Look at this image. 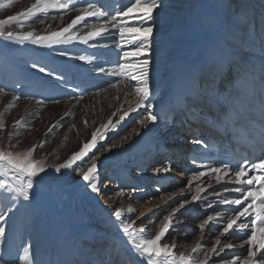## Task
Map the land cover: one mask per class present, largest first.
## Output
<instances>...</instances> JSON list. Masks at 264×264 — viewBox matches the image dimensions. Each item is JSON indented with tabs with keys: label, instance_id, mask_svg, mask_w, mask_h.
<instances>
[{
	"label": "snow or ice",
	"instance_id": "snow-or-ice-1",
	"mask_svg": "<svg viewBox=\"0 0 264 264\" xmlns=\"http://www.w3.org/2000/svg\"><path fill=\"white\" fill-rule=\"evenodd\" d=\"M76 0H36V3L26 11L16 15H10L7 19L0 20V37L5 41H16L23 45L31 43L32 45L52 49L61 56H70L66 51L59 50L58 46L72 43L90 45V42L100 43L99 38L105 34H111L110 29H114L118 34V43L116 47L121 49L119 61L112 72V75L120 79L113 82L110 86L117 88L118 84L129 87L130 81H135L130 85L134 91H126L125 99L128 102V109L122 110L119 119L115 122L109 118L107 123L92 131L90 139L84 141L78 150L71 153L65 160L55 164H49L47 158H40L35 155L37 148H42L44 143L32 145L27 151L17 152L16 146L10 145L7 150H0V196L11 202V207L7 211H0V264H9L7 253L3 252L6 241V221L11 211L15 208V202L23 201L31 203L35 198V189L37 183L52 173L50 179L59 182L64 180L69 174L79 177L80 188L86 195L97 199L105 207L109 201L117 196L123 198L128 194L131 200L134 194L142 189L129 186L124 187L116 184V191L112 193V181L101 176L99 160L102 152H110L118 146L122 147L123 142L129 141L132 136L141 135L137 128H132L128 134L118 137L120 145L116 143L103 144L104 140L109 139L108 132L118 131V125L134 112H140V118L136 121L140 128L152 130V127H159L166 123L167 113L162 106H158L153 100V89L151 86V73L153 65L162 63L163 70H167L168 63L174 56L178 45L191 38L198 31H209L215 34V40L204 53V63L211 69L208 77H196L192 73L186 74L177 84L174 91V99L169 104V110H175L180 107L188 114L185 123L190 118L198 119L205 110L211 111L215 106L223 102V98L217 87V77L223 78L228 75L232 78L231 88L228 95L232 103L233 111L238 117L245 111L243 104H238L241 98H249L256 93V78L245 70L244 61L238 55V51L244 48L254 50L257 47L255 38L256 21L242 6L237 10L234 0H130V4L120 10H114L111 13L104 7L98 5L96 0H85L84 6L74 7ZM12 6V0H0V9H8ZM68 12H76L75 18L65 27L59 30L45 34H35L33 31L14 32L12 30H3L4 25L10 22L15 23L17 27L23 28L26 23L32 22L39 17V22L43 23L44 18L63 20ZM94 18L95 22L89 25L86 21ZM80 26V27H78ZM261 32L264 33V15L260 17ZM84 28L89 30L81 35ZM157 37H160V46L162 52V61H154ZM131 45V47H126ZM90 46H97L91 44ZM261 55L264 56V44L260 45ZM84 63H91L92 57L80 55L76 57ZM31 67L46 75H51L55 79L65 81V76L51 71L45 66L32 64ZM264 67V66H262ZM98 72H106L101 67ZM259 87L264 93V79L260 81ZM106 90V89H105ZM135 97L134 102L127 101V97ZM80 103L84 99L83 94L71 95L67 97ZM21 99L20 95L13 96V103L9 108L15 106V101ZM260 104V119L262 123L254 125L250 133L259 136L264 140V94L258 97ZM43 103H60L59 99L37 101ZM122 108V106H121ZM85 114H86V110ZM116 114L113 113V116ZM63 119V117H61ZM22 120L17 119L11 127L21 125ZM85 129L90 123L95 121H83ZM59 121L48 128L45 136L54 128L59 127ZM151 126V127H150ZM76 128V125H71ZM5 123L0 120V135H3ZM239 129L235 122L227 128L225 135L231 134L236 137ZM12 133L9 132V139ZM190 143L207 147L204 140L193 137ZM79 162V163H78ZM199 164V171L190 174V181L187 187L191 188L192 181H201V178L208 177V187L212 186V181L216 184L226 183L236 187H226L224 192L238 193L232 198H223L220 204L235 206L230 209L231 215L227 218L222 228H218V235L215 244L210 247H203L201 241L205 236V229L210 222H217V218L222 212L213 208V202L209 201L202 207L212 208L211 214H203L198 221L199 236L194 245L188 251L187 255L180 254L174 257L173 250L177 248L176 243L168 244L161 241L168 238L174 240V236L183 231L178 225L184 223V216H178L177 213L184 209L191 201L201 200V193L206 189L197 184L195 194L190 200L179 201L174 207H171L158 223L149 219L142 222L139 227H134L135 221L124 219V213H132V207L113 208L110 210V218L118 222L119 230L128 238L135 252L142 258H146L148 264H210L213 255L219 257L225 249H232L237 245L231 240L222 244L220 237L232 232H244L246 235L238 242L241 246L248 245L246 256L242 258L239 255L231 260H222L220 264H264V156L256 161L244 159L232 166L230 162H222L219 165H210L205 161H192ZM87 167H84V165ZM153 171L156 174L168 173L173 171L171 164L165 167H155ZM185 175V173H181ZM227 178V179H225ZM177 191L183 192V189ZM156 192L161 193L159 199L166 202L165 196L171 199L176 195L173 191L164 194L157 187ZM210 195L219 196L220 192L214 191ZM103 197L101 201L99 198ZM155 197L148 196L145 200H152ZM207 196L203 200H207ZM141 200L140 203H143ZM243 205V207H240ZM151 211V209L149 210ZM227 211V210H226ZM244 220H241V218ZM251 218L249 221L248 218ZM239 221V223H238ZM153 224L155 235L151 238H145L144 233L147 225ZM261 239L257 242V236ZM55 242L62 244H71L72 237L65 233ZM32 245L29 242L23 248V259L25 264H35V260L30 258V249ZM260 253L258 256L257 254ZM203 257V258H201ZM78 264V262H76ZM212 264H216L215 261Z\"/></svg>",
	"mask_w": 264,
	"mask_h": 264
},
{
	"label": "bare ground",
	"instance_id": "bare-ground-1",
	"mask_svg": "<svg viewBox=\"0 0 264 264\" xmlns=\"http://www.w3.org/2000/svg\"><path fill=\"white\" fill-rule=\"evenodd\" d=\"M28 1L31 2V6L36 3V0ZM4 2H7V0H4ZM21 2H23V0ZM21 2L20 0L12 1V6L10 8L3 9L4 17L26 11V6L22 9H18L17 12L14 11L17 7H22ZM252 2L254 1L234 0L237 10L242 6L243 11L246 12H248L249 5L253 4ZM84 3L85 0H76V3L73 6H84ZM96 3L104 8L111 7L112 12L128 6L130 0H96ZM76 14V12H68L64 15L63 20L59 18L52 20L50 18V13L48 18H44L43 23L34 19L32 22L26 23L23 28L17 27L16 24L12 22L8 25H4V27H6V30H12L14 32L33 31L35 34H45V30L50 32L65 27L75 18ZM94 22V18H89V20L86 21L89 25ZM88 30L89 28H84L81 35ZM256 31L258 32L259 37L262 38L264 33L261 32L260 20L256 21ZM110 33L111 34H105L103 38H99V44H97L96 41L90 42V45L96 44L97 46L95 47L80 43L58 46L59 50H65L70 56H61L57 51L35 46L31 43L21 45L16 41H5L0 37V64L3 65L6 63L10 65L14 75L12 83L15 82L14 88L16 87L19 91L18 92L16 89H10L9 93L6 87L0 88V102L3 104V111L6 112L10 109L6 103H13L14 95L21 96L20 100L15 101V114H10L9 124L6 127V130H12L13 128L11 126L14 121L20 119L22 120V123L18 126L19 128L15 129V134L17 135L21 132L19 130L20 127L28 128L29 125H35L32 129V136L36 135L39 140L41 139L39 143L44 142V137L52 133L54 137V140L52 141L54 143L52 144L54 147H57V150H61V146H63V152L61 150L62 153H59L58 157L54 158L56 160L53 161L52 164L65 160L71 153L78 150L84 141L90 139L92 131L100 127L102 124L107 123L109 118L113 119L115 122L119 119L121 111L128 109L125 92L134 91V89L130 88V85L134 84L135 81L128 82L129 87L127 88L123 84H118L117 88H111V86H109L111 90H107L108 87H106V90L102 87L104 86L102 84L104 79H113L114 82L120 79L119 77L112 75L115 65L120 62L119 56L121 54V49L116 47L119 38L114 29H110ZM214 40V33L209 31H198L191 38L178 45L174 56L168 63L166 71L163 70L162 63L153 65L154 70L151 73V86L154 93L153 100L158 106H162L167 113L165 124L159 127H152L151 131L140 128L136 121L140 118V112H143V109H141L139 112L131 113L125 121L118 125V131L108 132L107 136L109 139L101 142L103 144H109L110 142L120 145L121 141L117 139L118 137L128 134L132 128H137L140 131L141 135L132 136L129 141L123 142L122 147L118 146L110 152L101 153V158L99 160L101 170L103 167L109 165L112 167L108 172L107 179H110L111 181L118 180V184L124 187L133 185L134 181L131 179V175L134 172L130 170L128 171L129 165H119L124 162V160H128L129 162L126 161V164L130 163L132 167L141 164V169H144L149 167L151 163L160 159V157H163L164 160L159 167L168 166L169 163L172 166L171 162L175 158V155H184L179 161L183 164L182 168L179 169L176 167L173 171L161 173L156 177L157 180L163 179L161 186L164 189V194L175 191L176 195L171 199H168L166 195V202H162L159 198H155L154 203L160 206H155V208L150 207L147 212H140L137 216L138 218H133L132 220L135 221L134 227H139L142 222H147L149 219L155 222L161 214L164 215V213H162L163 211H168L179 201L185 199L190 200L191 196L195 194L197 184L205 188L206 191L201 193V200L191 201L184 209H181L180 212L177 213L178 216L183 215L185 218L184 223L177 226L183 231H181L180 234L175 235L174 240L172 239V241H170V238H168L167 235L165 239L161 241V244L176 243L177 248L174 249L173 252L178 256L180 254L187 255L188 251H190L194 240L189 242L186 235H188V231H190L192 227H196L197 229L198 223L196 224L195 222L199 220L203 214L212 213V208L202 207L201 205H207L209 201H212L213 208L222 212V215L217 218V222H210L209 226L205 229V236L201 241V244L203 247L207 248L215 244V239L218 235L217 229L222 228L223 224L226 223L227 218L231 215L230 209L235 207L222 205L219 201L223 198H232L239 195L238 193L224 192V188L236 186L223 182L221 184H216L212 181V186L209 188L207 176L201 178V181H192L191 188L187 187L190 181V174L201 170L199 164H194L192 161H205L206 148L214 143V139L220 137L219 130L216 129V125L221 126L222 123L220 113L223 114L228 108V114L233 113L239 122L244 123L247 127L251 126V128L254 125L258 126L262 123L259 115L261 108L258 97L261 94H264L259 87L260 81L264 79V67H262L264 66V56H262L261 51L259 52L256 48L254 50H249L247 48L241 49L242 53L238 51V55H240L244 61L245 70L251 72L255 76V82L257 85L254 96L241 98L238 101V104H243L245 108L242 116L238 117L236 115L233 111L231 101L227 100L232 80H229L230 82L228 81V84H224L223 82L226 79V76L223 78L217 77V80L219 81V86L217 87L223 98L221 104H224V106H221V104L215 106L210 112L205 110L201 113L198 119L192 120L189 118L190 120L188 119L187 123H185V121L188 114L179 106L176 107L175 110H169V104L174 99V91L177 84L186 74L192 73L196 77H202L203 75H206L205 77L210 76L211 69L204 63V53L209 47V44H211V41ZM261 44H264L262 39L260 45ZM126 47H131V45H127ZM13 48L17 50L16 53H19L20 57H25L30 63H42V65L48 69L57 73H62L66 78L65 81H60L53 77V81L48 83L46 82V75L44 76L42 73L33 76L29 75L19 67L16 68V65L19 63V58L12 59L13 57H10L8 53ZM80 55L92 57V62L84 63L76 59V57ZM188 56H193L194 59L198 58L199 62H195L194 60L192 63L193 65L188 62L186 68H183L182 71L181 68L184 66L183 61H186ZM152 58L154 61L158 62L163 59L160 37H157L155 53ZM101 67L105 68L106 72H98L97 69ZM67 70L70 71L68 74ZM3 75H5V72L1 73L0 71V80H3ZM49 77H51V75ZM95 82L99 83L96 88L93 86V83ZM112 83L113 82L109 85ZM100 84L102 85L100 86ZM28 87H32L33 91H27ZM24 88L25 90H23ZM79 94L84 95V99L80 101L79 104H77L75 100L67 98L71 95ZM35 97L36 99H34ZM41 98L44 100L59 99L60 103H37ZM134 100L135 97L132 95L127 97V101L134 102ZM217 107L219 109H217ZM84 110H86V114ZM79 113L83 114L81 118L78 117ZM113 113L116 115L113 116ZM228 116L229 115H227V117ZM61 117H63V119H61ZM85 119L90 122L95 121V123H90L85 129L83 123ZM57 121H59L60 126L54 128L45 136L48 128L51 127L52 124L57 123ZM31 122H33V124H30ZM67 123L71 125L75 124L76 128H73V130L70 129V131H57V129L65 127ZM176 129H178V131L181 130L183 132L182 135H192V138H198L195 132L204 130L206 134L204 133L205 137H203L202 140L205 141L207 147L190 143L185 147L188 148L186 151H183V149L179 150V145L173 146V144L169 145V148H165L161 139L167 141L169 137L174 135ZM160 131L161 134L158 135ZM251 135L255 136L256 139L261 140L260 137L254 133H251ZM67 137L70 139L68 138L67 140ZM192 138H190V140ZM261 141L262 143L258 145L257 148L253 149L251 154L260 157L264 156V140ZM129 156H133L135 159H131L130 161ZM116 161L117 163L113 164ZM214 163L215 162L210 165H216ZM84 167H87V165L85 164ZM128 173L130 174L129 176H127ZM181 173H185V175H181ZM51 175L46 176L43 180H40L37 183L39 188L42 182L45 184L51 180L52 185H49V188H53L54 190L52 189V191L55 194H62L66 197L71 196V198L75 197V201H77L78 205L74 206L73 203H68L67 205L65 199L63 198L64 200H62V196L56 197L55 195L51 199L49 196H42V193L37 186L38 189L35 190V198L31 203L35 207L43 209L45 213L44 216H47L48 221L45 222V219L42 218L41 226L38 224L35 228H21V226H23L22 223H24L25 220V216L23 215L18 221H16V223H20L19 229H16L11 223L12 218H8L6 221V241L3 247V252L7 253L9 264H25L23 259V248L27 246L29 242L32 245L30 249V258L35 260V264H76V262H78V264H146L138 259L139 256H129L130 252L124 248L123 242L119 239V236H117L118 232H120L119 224L118 222H114V218H110V210L113 208L133 207L131 204H124V197H118L109 201L110 204H108L105 209L101 203H98L97 199H93L91 196L84 193L80 188L78 176L69 174L64 180L56 182L50 179ZM139 175L142 177L144 176L143 174ZM114 188L116 189V186L111 185V191L114 190ZM178 189H183V192L177 191ZM214 191L220 192V195H210ZM205 196H207V200H203V197ZM80 198L82 199L81 202L79 200ZM101 199L103 200L104 198L101 197L100 200ZM85 200L88 201V205H85ZM117 200H119L118 203ZM1 206L2 205H0V207ZM240 207H243V205ZM193 208H196L195 210H200L201 208V210L199 212L197 211L198 213L195 212L191 215L189 212H191L190 210ZM150 209L151 211H149ZM140 210H142V208ZM241 220H244V218L242 217ZM248 220L250 221L251 218L249 217ZM187 221L188 224L186 225L185 222ZM151 229H153V224H148L143 235H149ZM247 232L248 230H244L242 233L230 231V233L220 237L222 244L231 240L237 246L232 249H225L219 257L213 255L210 264H212L213 261H215L216 264H220L222 260L230 261L231 258L236 255L244 258L249 246H241L238 242L242 239L243 235L247 234ZM65 233H68L72 237L71 244L55 242ZM41 235H44L45 240L42 241L38 238ZM260 239L261 238H257V242H259ZM107 250L110 251V257H108L109 253ZM263 251L264 249H261V252ZM257 255L259 256L260 253ZM237 264H240V262L237 261Z\"/></svg>",
	"mask_w": 264,
	"mask_h": 264
},
{
	"label": "rangeland",
	"instance_id": "rangeland-1",
	"mask_svg": "<svg viewBox=\"0 0 264 264\" xmlns=\"http://www.w3.org/2000/svg\"><path fill=\"white\" fill-rule=\"evenodd\" d=\"M12 1H14V0H12ZM21 1L22 0H20V2ZM32 1H34V0H32ZM249 1L250 2L254 1V2H252L253 4L249 5L248 13L250 14V16H252L255 19V21H259L261 15H264V0H249ZM21 3H22V5H21L22 7H17L14 10L15 12H17L18 9H22L24 6H26L27 9L29 7H31V2L28 1V0H23V2H21ZM105 9H107L109 12H111V7H109V8L105 7ZM253 9H255V10H253ZM4 19H7V17H4V11H3V9H0V20H4ZM35 19L39 20V17H37ZM3 30L7 31L6 27L3 26ZM255 38H256V42H257L256 49H258V51L260 52V50H259L260 49V43H261V39L264 41V35L262 36V38H260L258 32L256 31L255 32ZM212 42L213 41H211V44H212ZM16 51L17 50L15 48H13V49H11L8 52L9 56L13 57L12 59H18L19 58V63H18V65H16V68L19 67V68L23 69V71L27 72L29 75H33V76L34 75H38L39 73H41L37 69L31 67L30 64H32V63H30L25 57H20L19 53H16ZM63 51H65V50H63ZM239 52L242 53V50H239ZM194 60H195V62H199L198 58L194 59L193 56H188L186 61L185 60L183 61L184 66H182L181 70L183 71V68L184 69L186 68V65H187L188 62H190L192 64L194 62ZM37 64L42 65V63H37ZM42 66H44V65H42ZM0 71H1V73L5 72V75H3V80H0L1 81L0 88L6 87L8 89L7 91L10 93V91H9L10 89H16V87L14 88V85H15L14 83L15 82L12 83L13 78H14V75L12 73V68H10L9 64H6V63L3 64V65L0 64ZM69 72L70 71L67 70V74ZM204 73H205V71H204ZM42 74L44 76L46 75L44 73H42ZM60 74H62V73H60ZM49 76L50 75H48V76L46 75V77H47L46 78V82H48V83H50V81H53V76H51L52 78L49 77ZM205 76L203 75L202 77H205ZM229 80H232L231 76L226 75V79L224 80L223 83L224 84H228ZM111 82H114L113 79H104L103 83H102L104 86H102V87L104 89H106V87H108L107 90H109V89L111 90L112 87L111 88L109 87L110 86L109 84ZM98 84H99L98 82H95V83H93V86L96 88ZM102 84H100V86ZM217 86H219V81L218 80H217ZM23 90H25V88ZM7 91H5V92H7ZM27 91H29V92L33 91V88L32 87H28ZM34 99H36V97ZM6 104L9 105L10 103L7 102ZM15 108H16L15 106H14V108L11 107L8 111L4 112L3 111V104L0 102V120H3L4 123H5V129H4L3 135H0V150H7L10 145H15L16 146L15 151L24 152V151H27L32 145L40 144L41 142L39 143V141L41 139L39 140L36 135L32 136V129H33V127L35 125H33V126L29 125L28 128L20 127L19 130L21 132L19 133V135L15 134V132H16L15 129L19 128L18 126L15 127V128L12 127L13 128L12 130L11 129L10 130H6V127L9 124V116H10V114L11 115L15 114V110H16ZM82 115H83L82 113H79L78 117L81 118ZM169 123H172V122H169ZM30 124H33V122H31ZM70 129L73 130V128L71 127V124L67 123L65 127H61L60 129H57V131L58 132H62L64 130L65 131L66 130L70 131ZM9 132L12 133L11 139H9ZM204 133H205L204 130H200L199 132H195V134L201 140L203 139V137L205 135ZM159 134H161V131L158 133V135ZM182 134H183L182 131L180 133V131H178V129H176L175 132H174V135L169 137V139L167 141L165 139H161V142H163V146L165 148H169L168 146L173 144V146L179 145V147H178L179 150L183 149V151H186L188 148H185V147H187L190 144L189 140H190V138H192V135L188 136L187 134H184V135H182ZM68 135L70 136L69 133H68ZM68 138L69 137H67V140H68ZM53 140H54V137H53L52 133L50 135L48 134L46 137H44V140H43L44 141L43 142L44 146L42 148L38 147L37 150H36V153H35V155L37 157H40V158L46 157L47 158V162L49 164H52L53 161L56 160L54 158L58 157L59 153L61 154L63 152V150H62L63 146H61L62 152H61V150H57L56 149L57 147H54V145L52 144V143H54V142H52ZM175 143H177V144H175ZM171 156H173V155H171ZM182 156H184V155L178 154V155H175V158L173 157L174 159L171 162L173 169H175L176 167L179 168V169L183 167V164L179 162L182 159ZM129 157H130V161H131V159L132 160L135 159L133 156H129ZM163 160H164L163 157H160V159H158L155 162L151 163L149 165V167L144 168V169H141V166H142L141 164H139L138 166H135V167H132V165L130 163L126 164V161H128V160H124V162L119 164L121 166L129 165L128 166L129 167L128 171L130 170V171L134 172L131 175V179L134 180L133 181V185H129V186H134V187L142 189V191H139V192L135 193L134 194V198L131 199V200L128 198V194L127 193L125 194V196L123 198V200H125V201H123V200L122 201L124 202V204H126V203L127 204H131L133 206L132 208L134 209V211H133V213H129V214H128V212H125L124 213L125 216L123 217L124 219L132 221L133 218L134 219L138 218L137 216L140 214V212H144V211L147 212L150 207L151 208H155V206H160V205L155 204L154 200H155V198L156 199L159 198V196L161 195V193L156 192V188L157 187H159L162 190V192H164V189L161 186L162 183H163L162 182L163 179L162 180H157L156 177H158L159 174L157 175L153 171V169L155 167H158L163 162ZM184 160H185V158H184ZM116 163H117V161L115 163H113V164H116ZM110 169H112V167L110 165L107 166V167H103L102 170H101V176L107 179L108 172H109ZM114 170H116V169H114ZM51 174L52 173L49 172L48 175H51ZM139 174H143L144 176L142 177ZM129 175L130 174L128 173L127 176H129ZM0 179H3V178L0 177ZM51 182H52L51 180L49 182L45 183V184L42 182V184H41L42 186L40 185V188H39V185H37L38 188L40 189L41 193H42V196H49L50 199L52 197H54L55 195H56V197H61L62 196L61 197L62 200L65 199L67 205H68V203H73L74 206L78 205L77 201H75V199H76L75 197L71 198V196L70 197L69 196L66 197L65 195H62V194H58V195L55 194L52 191L53 188H49V185H52ZM112 182H113L112 186H116V184L119 183L118 180H114ZM181 182H183V181H181ZM37 186H36L35 190L38 189ZM129 186H126V187H129ZM115 191H116V189L114 188V190H112V193H115ZM148 196H152V197H155V198L150 200V201L149 200H145V197H148ZM118 197L119 196H117L116 198H118ZM79 200H80V202L82 201L81 198ZM141 200H144V202L140 203ZM101 201H102V199H101ZM118 201L119 200H117V203H118ZM85 203H86L85 205L89 204L88 201H86V200H85ZM0 205H2L0 207V211H7L9 209V207H11V202L6 200L3 196H0ZM172 207H174V206H172ZM141 208H142V210H140ZM195 209L196 208H193L192 210H190L191 212H189V213L191 215H193L195 212L198 213L201 210V208H200V210L199 209L195 210ZM162 213H164V215H165L167 213V211H163ZM23 215L25 216V220H24V223H22L23 226H21V228H23V227L24 228L26 227L27 229L30 228V227L31 228H35L38 224L41 226L42 218L45 219V222L48 221L47 216H44L45 213H44L43 209H41L39 207H35L32 203L23 202V201H17V202H15V208L11 211L10 216H9L10 219L12 218L11 219V223L16 229H19V226H20V223H16V221H18ZM145 215H143V216H145ZM162 216H163V214H161V216H159L158 219L155 220V223L157 221H159V219L162 218ZM198 221L199 220H197L195 223L197 224ZM185 224L187 225L188 221L185 222ZM192 229L190 230L192 232L188 231L189 233H188V235H186V237H187V240L189 242L194 240L193 241V245H194L196 238L199 236V234H198L199 229H198V227H197V229H196V227H192ZM154 235H155V230H154V225H153V229H151L149 235L144 236V237L145 238H151ZM117 236H119V239L123 242L124 248L130 252V254H129L130 257H138L139 256L138 253L135 252V250L132 247V245H131L130 241L128 240V238L125 237L122 234L121 231L118 232ZM38 238L41 239L42 241L45 240L44 235H41ZM257 238H261V237L258 235ZM170 241H172V239H170ZM107 248H109V247H107ZM107 251L109 253L108 257H110V251L109 250H107ZM173 255H174V257H178V255L175 252H173ZM138 259L141 260L142 262H145L146 264H148V261H147L146 258H142V257L139 256Z\"/></svg>",
	"mask_w": 264,
	"mask_h": 264
}]
</instances>
